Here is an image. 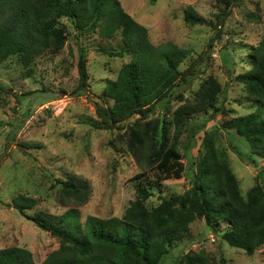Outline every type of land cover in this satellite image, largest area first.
<instances>
[{
    "label": "rangeland",
    "instance_id": "obj_1",
    "mask_svg": "<svg viewBox=\"0 0 264 264\" xmlns=\"http://www.w3.org/2000/svg\"><path fill=\"white\" fill-rule=\"evenodd\" d=\"M120 2L148 29L155 46L173 43L188 51L182 71L195 62L197 74L191 84L176 88L146 120L150 127L161 125L159 121L165 123L169 145L179 149L185 171L181 179L155 185L152 156L158 139L136 153L129 148L128 128L141 116L113 130L93 127L100 121L96 108L107 82L116 80L130 57L108 54L120 46V37L106 40L99 32L79 35L65 20L69 36L64 49L57 55L47 52L36 58L30 77L18 58L0 64V249L25 248L33 254L36 264H42L52 252L67 244L39 228L32 216L38 212L61 216L73 208L80 212L81 223L89 216L121 218L137 198L136 186L141 183H151L154 196L146 205L155 207L162 197L182 194L193 186L199 149L206 134H214L217 147L227 154L244 197L257 183L264 185V158L252 156L244 138L222 127L224 122L256 110L246 86L237 77L251 69V52L264 36V0H235L228 9L215 0H158L155 5L150 0ZM188 7H193L208 23L187 24L184 11ZM80 47L85 49L90 80L88 91L78 95L74 93L79 85ZM210 77L221 85L217 106L225 113H211L214 118L196 137L197 147L188 150V128L179 133L174 113L192 101ZM204 120L201 117L198 123ZM143 173L146 176L137 179ZM259 174L262 175L258 179ZM71 176L84 179L91 187L90 197L82 206L62 201L60 181ZM21 195L38 200L24 215L13 204ZM224 227L222 224L218 230ZM196 253L207 255L210 263L225 258L228 264H264V246L249 256L224 242L203 219L191 224L188 237L171 250L163 264H176L183 256Z\"/></svg>",
    "mask_w": 264,
    "mask_h": 264
},
{
    "label": "trees",
    "instance_id": "obj_2",
    "mask_svg": "<svg viewBox=\"0 0 264 264\" xmlns=\"http://www.w3.org/2000/svg\"><path fill=\"white\" fill-rule=\"evenodd\" d=\"M215 1L224 9L235 2ZM150 2L155 5L158 0ZM184 12V20L189 25L208 23L193 7ZM65 20L79 35L99 32L106 40L120 37V46L108 54L130 57L116 80L107 82L96 108L100 121L93 127L113 130L141 116L128 128L129 148L136 153L158 139L152 156L155 185L181 179L185 166L179 149L169 145L165 123L159 121L161 125L150 127L146 120L157 104L176 88L190 85L196 76L195 62L185 71L180 69L189 56L188 51L173 43L155 46L148 29L124 10L120 0H0V64L18 58L27 71L26 76L30 77L36 58L47 52L57 55L64 49L69 36ZM250 59L251 69L237 80L246 86L256 110L232 118L222 127L244 138L251 147L252 156L264 158V36L251 52ZM78 73L79 85L74 94L81 95L88 91L90 80L83 47H80ZM221 90L218 80L210 77L195 92L194 99L174 113L179 133L188 128V150L197 147L196 137L214 118L211 113H225L217 106ZM201 117L205 120L198 123ZM199 155L193 186L182 194L162 197L155 207L146 205L154 196L151 183H141L136 186L137 198L130 202L121 218L89 216L81 223L80 212L73 208L61 216L36 213L31 220L67 244L52 252L42 264H163L171 250L188 237L190 226L197 219L205 220L231 247L254 255L264 246V185L257 183L247 197L242 195L240 182L227 154L217 147L214 134H206ZM138 176L137 179H141L146 174ZM60 184L65 204L72 201L82 206L90 197L91 187L84 179L71 176ZM13 204L24 215L38 204V200L21 195ZM222 224L225 227L220 231L218 228ZM210 261L204 253H196L183 256L176 264H228L225 258L218 263ZM0 264L36 263L29 250L10 247L0 249Z\"/></svg>",
    "mask_w": 264,
    "mask_h": 264
}]
</instances>
